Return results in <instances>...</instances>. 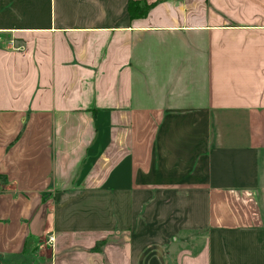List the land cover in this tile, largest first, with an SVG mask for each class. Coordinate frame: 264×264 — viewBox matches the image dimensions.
I'll return each instance as SVG.
<instances>
[{
    "label": "crops",
    "instance_id": "1",
    "mask_svg": "<svg viewBox=\"0 0 264 264\" xmlns=\"http://www.w3.org/2000/svg\"><path fill=\"white\" fill-rule=\"evenodd\" d=\"M0 264H264V0H0Z\"/></svg>",
    "mask_w": 264,
    "mask_h": 264
},
{
    "label": "built area",
    "instance_id": "2",
    "mask_svg": "<svg viewBox=\"0 0 264 264\" xmlns=\"http://www.w3.org/2000/svg\"><path fill=\"white\" fill-rule=\"evenodd\" d=\"M11 45H12L13 49H15V50H21L24 48V46H16L15 41H12ZM54 240H55L54 238L50 239L51 242Z\"/></svg>",
    "mask_w": 264,
    "mask_h": 264
},
{
    "label": "trees",
    "instance_id": "3",
    "mask_svg": "<svg viewBox=\"0 0 264 264\" xmlns=\"http://www.w3.org/2000/svg\"><path fill=\"white\" fill-rule=\"evenodd\" d=\"M146 11H147V10H143L141 14H143V15H144V14L146 13Z\"/></svg>",
    "mask_w": 264,
    "mask_h": 264
}]
</instances>
